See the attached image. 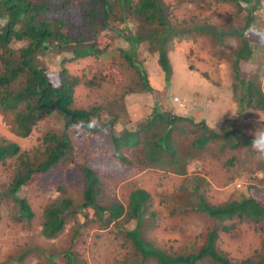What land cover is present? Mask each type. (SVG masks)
Masks as SVG:
<instances>
[{"label": "trees", "instance_id": "obj_1", "mask_svg": "<svg viewBox=\"0 0 264 264\" xmlns=\"http://www.w3.org/2000/svg\"><path fill=\"white\" fill-rule=\"evenodd\" d=\"M242 3L252 15L250 0H0L1 123L24 139L54 112L63 121L62 128H47L41 146L32 150L0 135V199L16 205L15 219L26 224L37 220L44 238L65 237V245L57 250H42L49 255L48 263L87 264L90 252L99 253L101 239L119 250L122 264H239L221 246L224 238L236 240L242 225L256 227L264 244V155L250 144L252 133L264 130V121L239 130L234 124L244 121L235 117L234 129L220 133L204 120L195 123L191 117L172 115L167 94L176 80L171 54H191L201 43L242 41L235 51L232 99L245 117L264 113V71L238 65L253 50L247 25L236 29L214 25V11L221 10L226 20L236 19L244 11ZM233 6L238 11L231 13ZM72 9L78 11L80 23ZM119 37L129 48L106 57ZM12 42L21 46L15 49ZM141 45L148 54H157L167 85L164 93L149 84L147 58H139ZM48 52L72 57L63 58L52 72L38 58ZM79 90L91 99L85 107L78 106ZM131 96L144 97L138 101ZM147 96H152L150 104L144 102ZM161 96L164 110L157 105ZM125 103L129 109H121ZM111 114L114 119L122 114L131 128L112 136L110 149L102 150L97 133L110 123H102V117ZM244 128L251 130L248 135ZM70 131L87 133L93 159H84V149L79 152L75 136L76 149ZM249 160L258 165L254 173L262 172L247 185L249 196L211 203L208 180L224 187L239 177ZM191 168L203 176L191 175ZM68 170L75 171L78 181L66 175L62 178L66 183L57 180ZM143 172L160 174L159 188H141L133 176ZM194 177L200 184L193 188L195 203L184 201ZM178 179L180 186L177 182L168 186V181ZM22 188L40 195L39 212L29 198L17 196ZM191 212L204 214L207 223L197 236L187 237V245H179V219ZM148 216L152 221L144 226ZM132 220L136 226L127 229ZM31 251L32 247L24 248L15 263L26 264L23 258ZM241 264H264V254Z\"/></svg>", "mask_w": 264, "mask_h": 264}, {"label": "rangeland", "instance_id": "obj_2", "mask_svg": "<svg viewBox=\"0 0 264 264\" xmlns=\"http://www.w3.org/2000/svg\"><path fill=\"white\" fill-rule=\"evenodd\" d=\"M250 8L254 9V12L252 15H248L246 12L247 5L246 3H242L241 7L242 10H244L240 16L236 19L226 20L222 17L221 10H216L212 14H215V22L214 25H216L218 28V24L222 27H231V28H242L247 25L246 27V35L250 38L251 43L253 44L251 47L254 52L255 59L258 63H260V58L262 55H264V44L261 45L260 42L264 41V0H250ZM238 11L237 6H233L230 8L231 13ZM71 14L74 18V20L77 23H80V17L78 14V11L76 9L71 10ZM252 17V21H247L248 18ZM0 23H3V21L0 20ZM114 34V33H113ZM247 37H244V39L247 41ZM235 44L233 47L230 43ZM211 42L209 43H201L199 44V48L196 52H193L191 54H180L175 53L171 54V62L173 65V78L175 75L176 79H179L181 77L187 76L191 79H194L195 84L191 85V89L188 91V87L182 88L183 90L186 89L188 94L190 96H193L194 98H202L204 99V106H208L209 109L216 110L215 108H218L219 110H223L225 104H230V108L227 110V121L223 122L221 126L217 129V132H227L229 129H232L231 121L235 117H238L240 121H244L242 125H240L238 122L234 124V126H238V129L240 130L243 126L249 125L248 123L254 122L256 120L264 121V113L260 115L255 114H247L244 113L242 115L241 111L236 110L235 106L236 104L232 105L231 101V90H232V84L236 81V73H235V51L239 49L243 42H239L235 40H229L224 39L223 43H216L215 45L209 46ZM11 46L13 48H17L21 46L20 44H17L16 42H12ZM141 49L139 50V58L145 60L148 59L147 63H145V68L149 74L151 75V79L155 78L151 81L152 86L155 90L159 88V74L152 75L150 72H154L155 65H154V58L157 56V54H148L147 50L143 45H141ZM256 47V48H254ZM129 48L127 42L122 39L121 37L116 39V46L114 49L109 51L106 57L117 54L120 50H127ZM72 54L69 53H62L61 55H55L53 53L48 52L46 56L40 55L38 58L44 67L49 69L50 71L54 72L56 71L60 66V61L63 58H71ZM106 57H103L105 59ZM153 59V60H152ZM149 64V66H148ZM264 65V62H263ZM185 68L190 69V72L185 70ZM149 80V78H148ZM161 90L160 92L163 93L164 89L167 88V85L165 82L161 81ZM175 82V80L173 81ZM172 82V83H173ZM176 87V86H175ZM173 90V88L170 89V91ZM159 91V90H158ZM169 98H170V92ZM132 98H135V96H131ZM144 96H139V98H135V100L141 99ZM77 98H78V106H86L87 104L91 103V99L87 96V93L85 90H79L77 92ZM148 100H144L147 104H150L152 102V96H147ZM162 98V96L160 97ZM179 98V97H177ZM130 99V97H129ZM181 101V99L179 98ZM197 102V99H195ZM215 102V103H213ZM234 102V101H233ZM158 107L162 104V100L157 102ZM194 105V103L192 102ZM129 109L128 104L125 103L124 106L121 107V109ZM208 109V110H209ZM160 110H162V106H160ZM135 111V110H132ZM212 112V111H211ZM220 112V111H219ZM218 111H215L214 115H217ZM106 114V112H105ZM232 116V118H231ZM107 115H104L102 119H105L102 123L105 121L111 122L113 119L112 117L107 118ZM242 118V120H241ZM229 119V120H228ZM118 122L125 125L126 129L130 130L131 125L128 123L125 124L123 115L121 114L119 116ZM101 123V124H102ZM146 123V120L141 122L140 125H144ZM110 125V124H109ZM253 124H250L249 126H252ZM63 127V121L61 118H59L57 112H54L51 116V118L44 123H40V126L37 130L33 131V133L28 138H17L14 136L9 128L1 123L0 120V135L5 137L8 140L17 142L22 149L25 150H32L37 147L41 146V139L43 136V133L47 130V128L52 129H58ZM245 129V128H244ZM246 134L248 135L250 133V129H245ZM72 134V139L75 141V131H70ZM120 134H117L119 136ZM238 137L236 135L234 139ZM111 141V135L109 132V129H107V132L103 134L102 144L106 145L108 147L110 145ZM75 147L78 150V145L75 141ZM81 149L84 148L83 143H81ZM257 164L253 161L249 160L246 162L245 165H243L242 169L239 171L240 175L238 178H235L233 181L226 184L224 187L218 186L216 181H210L208 180L209 184H211V190L209 191V198L211 200V203H227L232 200H238L242 197H248V187L247 185L249 183H253L255 181V178H261L262 172H255L257 169ZM253 171V173H252ZM66 173V172H65ZM191 175L197 176H203L198 170H195V168H191L189 172ZM222 174V173H221ZM66 175L68 177H72L75 180L78 181V178L75 174V171L68 170L66 174H61L57 177V180H61L63 176ZM252 175H255L253 179L248 180ZM194 179L190 180L189 185L186 186V192L187 196L184 198V201L192 200L194 203L198 201V198L196 194L193 193V188L196 186H199V182ZM223 179H226V176L222 174ZM159 178L160 174L158 173H139L137 175L133 176V179H135L138 182V185L146 190H156L159 188ZM228 179V177H227ZM168 186L171 184L177 182L176 186H180V179L177 180H171L168 181ZM62 183H66L65 179H62ZM1 191V190H0ZM78 193L77 191H73ZM17 196L19 198H29L30 201L34 204L36 211H40V205L41 200L40 195L35 193H30L27 188H22L18 193ZM16 213V205L11 201L7 200L5 198L0 199V261L3 259L6 260L7 264H17L15 263L14 258L19 256L24 248L26 247H32V251L29 252L23 260H25L26 264H51L48 263L49 255L46 253H43L42 250L46 251H55L59 248V246L65 245V237H60L58 239H46L41 235L40 226L38 225L37 220H34L31 224H26L24 221L20 219H15L13 217V214ZM139 215H141V212H139ZM182 220L179 219V226H180V235L176 234V237L178 238V244H184L187 245L189 241L187 240V237H193L197 236L205 227L208 218L198 212H191L186 213L184 215ZM144 226L152 221L151 217H145ZM134 222H130V224H126L127 229H133ZM149 227V226H148ZM242 230L237 233L238 238L236 240H231L228 238H224V242L222 247V250L225 252V254L228 257L235 258L239 264L245 263L249 259L252 261H256L260 259V256L264 254V244L262 241L263 235L257 231L256 227L251 225H242ZM176 239L175 237H173ZM193 242L191 241L189 246L192 245ZM35 247V249H33ZM117 259V260H116ZM55 260V259H54ZM123 258L121 259V254L118 249L112 247L111 243L107 240H101L100 239V250L99 253L97 251H92L88 255L87 264H122ZM244 261V262H241ZM14 262V263H13ZM53 264V263H52ZM55 264H58V262L55 260Z\"/></svg>", "mask_w": 264, "mask_h": 264}, {"label": "clouds", "instance_id": "obj_3", "mask_svg": "<svg viewBox=\"0 0 264 264\" xmlns=\"http://www.w3.org/2000/svg\"><path fill=\"white\" fill-rule=\"evenodd\" d=\"M261 43V45H263L264 44V41H262V42H260ZM254 48H256V47H254ZM127 49V48H126ZM156 58V63H157V57H155ZM255 59V56H254V52H253V50H252V52L250 53V55L247 57V59H245V60H240L239 61V63H238V65L240 66V68L241 69H247V70H249V71H255L256 69H259L260 71H264V65H263V62H264V59H261L260 58V63H258L256 60H254ZM147 61H148V59L146 60V62L145 63H147ZM148 66H149V64H148ZM151 73V72H150ZM159 76H162V78H163V83H164V77H163V73L159 70ZM184 77H186V78H188V79H190L192 82H187V81H185V82H181L180 84L179 83H177L176 81H177V79L175 80V82H173V83H171L170 84V86H169V88L167 89V88H165L164 89V91H163V93L166 91V89H167V94H168V99H169V104H170V113L172 114V115H176V116H187V117H191L192 119H193V121L195 122V123H198V122H200L201 120H199V121H197V120H195L192 116H191V114H192V111L191 110H189L188 108H189V105H191L192 104V102L194 103V107L195 108H203V109H205L204 111H208V106H204V99H202V98H194L193 96H190L187 92L191 89V85H193V84H195V81H194V79H191V78H189V77H187V76H184ZM148 78H149V84H150V86L154 89V87L152 86V83H151V81H152V79H151V75L149 74V76H148ZM176 86V87H175ZM184 87H188L187 88V90L186 89H182V88H184ZM171 88H173V90H171L170 91V89ZM155 90V89H154ZM156 91H158V90H156ZM158 92H160V91H158ZM168 92H170V98H169V93ZM232 92V91H231ZM177 97H179L180 99H181V101L179 100V98H177ZM138 98V97H137ZM163 99V97L161 98V100ZM195 99H197V102L195 101ZM231 99H232V94H231ZM160 100V101H161ZM234 100L232 99V101H231V103H234V104H236L235 102H233ZM213 103H215V102H213ZM140 104H141V101L140 102H138V105L140 106ZM229 104V103H228ZM88 105V104H87ZM86 105V106H87ZM160 106H162V110H164V107H163V105L161 104ZM160 106H159V108H160ZM236 108H235V111L236 110H238L237 109V106H235ZM216 110H212V109H209V111H217V108H215ZM219 112V111H218ZM227 113H228V111H227ZM112 115V120H111V122L110 123H108L105 127H104V130L102 131V132H100V133H97L99 136H101V138L99 139V147L102 149V150H109L110 149V147H111V145H112V142L110 141V145L108 146V147H106V145H103L102 144V139H103V134L104 133H106L107 132V129H109V132H110V135H111V138H112V136H115L116 137V135L117 134H120L123 130H127L126 129V126L125 125H123V124H121V123H119L118 122V119H114V117H113V114H111ZM231 118H232V116H231ZM202 120H204V119H202ZM229 120V119H228ZM205 121V120H204ZM225 121H227V118L223 121V122H225ZM222 122V123H223ZM205 123H206V125L209 127V128H212V129H214V130H216L217 131V129L221 126V125H219V126H211V125H208L207 124V122L205 121ZM110 124V125H109ZM111 124H113V126L111 125ZM234 128L232 127V130H233ZM86 135H87V133H85V132H83V131H78L77 133L75 132V136H76V138L79 140V146H81V143H83V145H84V153H85V157H84V159H93L94 158V154H93V152H91L89 149H88V140L86 139ZM252 136H253V139H252V141H251V146L255 149V150H257L258 152H260L262 155H264V130H255L253 133H252ZM83 149H81V147H80V151L79 152H81ZM82 160V157L80 156V158H79V161H81ZM135 224H134V227L136 226V220H132ZM131 221V222H132ZM130 224V223H129ZM128 224V225H129ZM133 227V228H134Z\"/></svg>", "mask_w": 264, "mask_h": 264}, {"label": "crops", "instance_id": "obj_4", "mask_svg": "<svg viewBox=\"0 0 264 264\" xmlns=\"http://www.w3.org/2000/svg\"><path fill=\"white\" fill-rule=\"evenodd\" d=\"M153 60V59H152ZM154 65H155V73L158 75L159 74V67H158V65H157V63H156V58H154ZM163 80V78H162V76H159V88L157 89V90H161V81ZM185 81H187V82H192L190 79H188V78H186V77H181V78H179V79H177V83H181V82H185ZM232 105H234V103H232ZM231 106H230V104H225V106H224V109L223 110H219L218 108H217V111H220V112H218V113H216L217 115H214L215 114V111H204L205 109H201V108H195L192 104L191 105H189V110H191L192 111V114H191V116L195 119V120H197V121H199V120H202V119H204L206 122H207V124L208 125H211V126H219V125H221L222 124V122L227 118V115H228V113H227V110L230 108ZM233 108H236V107H233Z\"/></svg>", "mask_w": 264, "mask_h": 264}]
</instances>
